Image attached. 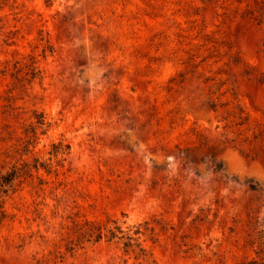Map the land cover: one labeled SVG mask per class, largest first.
I'll return each mask as SVG.
<instances>
[{
    "label": "rangeland",
    "instance_id": "374dc122",
    "mask_svg": "<svg viewBox=\"0 0 264 264\" xmlns=\"http://www.w3.org/2000/svg\"><path fill=\"white\" fill-rule=\"evenodd\" d=\"M35 160L0 188V264H245L264 0H0V173ZM107 219L145 256L83 241Z\"/></svg>",
    "mask_w": 264,
    "mask_h": 264
},
{
    "label": "trees",
    "instance_id": "16d2710c",
    "mask_svg": "<svg viewBox=\"0 0 264 264\" xmlns=\"http://www.w3.org/2000/svg\"><path fill=\"white\" fill-rule=\"evenodd\" d=\"M38 124L43 126L45 123L42 119H39ZM56 146H54L55 148ZM53 154H59V151H53ZM35 164L29 167L28 164H23L20 167L13 166L5 173H0V188L1 193L6 194L9 190L13 189L16 180L28 175L31 169L37 170L41 165ZM253 188V187H252ZM138 224L133 226L135 228L132 234L125 233L119 225L117 219H107L102 223H85V229L83 231V241L91 244H96L101 241L111 242L113 240H123V246L125 252L129 249L138 250V256H145V250L141 247L139 242V235L141 234ZM130 231V230H128ZM249 239L247 241L249 247L253 252V256L245 264H264V219H257L254 222V227L251 234H248ZM72 250V248H71Z\"/></svg>",
    "mask_w": 264,
    "mask_h": 264
}]
</instances>
